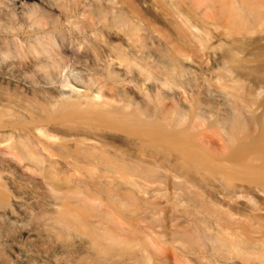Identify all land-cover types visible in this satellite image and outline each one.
I'll return each mask as SVG.
<instances>
[{"label":"bare ground","instance_id":"bare-ground-1","mask_svg":"<svg viewBox=\"0 0 264 264\" xmlns=\"http://www.w3.org/2000/svg\"><path fill=\"white\" fill-rule=\"evenodd\" d=\"M256 168L264 0H0V264H264Z\"/></svg>","mask_w":264,"mask_h":264},{"label":"rangeland","instance_id":"rangeland-1","mask_svg":"<svg viewBox=\"0 0 264 264\" xmlns=\"http://www.w3.org/2000/svg\"><path fill=\"white\" fill-rule=\"evenodd\" d=\"M223 188L227 189V191L232 190L231 188L242 185L245 187V194L251 198H258L260 207L264 206V198L257 197L253 193V189L255 188H264V169L256 168L255 171L249 172L246 174L230 172L226 175L223 180ZM129 192H125L128 196Z\"/></svg>","mask_w":264,"mask_h":264}]
</instances>
